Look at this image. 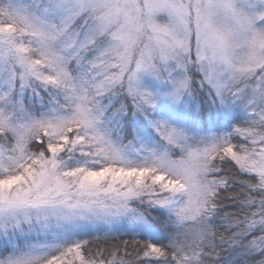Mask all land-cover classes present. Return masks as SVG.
I'll list each match as a JSON object with an SVG mask.
<instances>
[{
	"label": "snow or ice",
	"instance_id": "1",
	"mask_svg": "<svg viewBox=\"0 0 264 264\" xmlns=\"http://www.w3.org/2000/svg\"><path fill=\"white\" fill-rule=\"evenodd\" d=\"M0 264H264V0H0Z\"/></svg>",
	"mask_w": 264,
	"mask_h": 264
},
{
	"label": "rangeland",
	"instance_id": "2",
	"mask_svg": "<svg viewBox=\"0 0 264 264\" xmlns=\"http://www.w3.org/2000/svg\"><path fill=\"white\" fill-rule=\"evenodd\" d=\"M143 82L147 87H149L150 90L153 91L160 90L163 92L166 91L168 87L167 85H164L160 81H157L149 76H144ZM186 101H188L189 103H194L190 101L189 98H186ZM160 107L166 115H176L177 117H179L183 112V105L175 106L167 98H164L160 101ZM116 235L119 236L120 233H116Z\"/></svg>",
	"mask_w": 264,
	"mask_h": 264
},
{
	"label": "trees",
	"instance_id": "3",
	"mask_svg": "<svg viewBox=\"0 0 264 264\" xmlns=\"http://www.w3.org/2000/svg\"><path fill=\"white\" fill-rule=\"evenodd\" d=\"M123 238H125V239H128L129 237H127V236H124Z\"/></svg>",
	"mask_w": 264,
	"mask_h": 264
}]
</instances>
